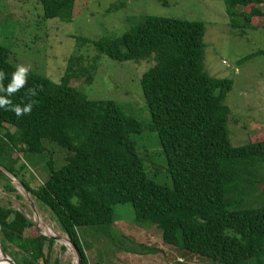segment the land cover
Segmentation results:
<instances>
[{"label":"trees","instance_id":"obj_1","mask_svg":"<svg viewBox=\"0 0 264 264\" xmlns=\"http://www.w3.org/2000/svg\"><path fill=\"white\" fill-rule=\"evenodd\" d=\"M222 1L228 26L242 30L239 34L255 31L264 20L263 0ZM37 2L43 19L69 22L75 15L74 0ZM203 32L199 22L139 16L120 36L89 43L96 53L93 65L99 56L151 63L139 78L146 125L122 114L113 102L90 100L70 86L86 72H74L71 65L57 83L28 73L26 85L8 98L21 107L33 102L30 114L18 117L0 108L3 192L19 199L8 176L24 186L76 249L79 264L89 263L76 230L109 227L112 207L123 204L130 205L135 222L154 225L162 242L183 251H178L182 256L210 264H264V207L239 209L248 189H264V126L258 125L263 128L256 141L230 145L224 101L231 80L204 72ZM7 54L0 47L5 87L16 69ZM256 56L264 52L238 63ZM36 86H41L37 95L27 97V89ZM143 131L157 137L170 187L155 185L144 173L131 139ZM43 140L65 151L64 163L53 170L49 159L48 177L31 188L21 159L43 153ZM53 244L22 212L0 205V249L15 264H61L51 257Z\"/></svg>","mask_w":264,"mask_h":264},{"label":"rangeland","instance_id":"obj_2","mask_svg":"<svg viewBox=\"0 0 264 264\" xmlns=\"http://www.w3.org/2000/svg\"><path fill=\"white\" fill-rule=\"evenodd\" d=\"M259 9L264 13V0ZM73 14L69 22L43 19L37 0H0V47L8 50V62L15 68L30 66L29 72L53 83L59 81L69 65L74 72L86 70L78 79H71L69 85L90 100L113 102L122 114L146 125L149 117L139 78L151 63H119L99 56L93 65L91 58L96 53L89 43L107 35L120 36L139 16L199 22L204 30V72L216 79L231 80V90L224 101L229 110L226 123L229 143L238 147L256 141L254 138L263 128L258 125L264 126V57L238 61L253 52H264V20L255 31L244 30V34H239L242 30L228 26L222 0H74ZM80 56L87 62H78ZM131 139L148 179L155 185L170 187L155 133L143 131ZM42 146L43 153L26 154L21 159L31 188L48 177L49 159L53 170L64 163L63 149L46 140ZM9 178L19 199L4 193L0 184V205L22 212L39 234L49 236L47 229H50L57 239L51 257L61 264H76L66 236L51 221L47 211L16 180ZM257 207H264V189L258 186L246 191L239 209ZM77 231L89 264H210L206 259L182 256L183 251L164 244L154 225L134 221L129 204L112 207L109 227ZM176 258L180 260L175 261Z\"/></svg>","mask_w":264,"mask_h":264},{"label":"clouds","instance_id":"obj_3","mask_svg":"<svg viewBox=\"0 0 264 264\" xmlns=\"http://www.w3.org/2000/svg\"><path fill=\"white\" fill-rule=\"evenodd\" d=\"M29 71L30 66L17 65L15 71L11 74V82L6 87L0 83V93H4V95H0V108L5 109L6 111H12L18 117L24 114H30L33 107V102L26 103L23 105V107H21L19 104H13L12 100L8 97L12 96L26 85ZM4 79L5 73L0 70V82H2ZM40 87L41 86H36V88H28L25 95L27 97L37 95V89Z\"/></svg>","mask_w":264,"mask_h":264},{"label":"water","instance_id":"obj_4","mask_svg":"<svg viewBox=\"0 0 264 264\" xmlns=\"http://www.w3.org/2000/svg\"><path fill=\"white\" fill-rule=\"evenodd\" d=\"M8 179L11 181V179L8 177ZM18 183V182H17ZM18 185L20 186V188L27 193V189L22 186L21 184L18 183ZM34 214V213H33ZM47 238H53L54 241H56L57 239L54 237V236H46ZM66 242L67 244L71 247V249L73 250V253L75 255V259H76V264H79V256L77 254V251L76 249L69 243V241L67 240L66 238ZM0 252L2 254V256L4 257L5 261L8 263V264H15L13 261H11V259L9 257H7V255H5V253L0 249Z\"/></svg>","mask_w":264,"mask_h":264},{"label":"bare ground","instance_id":"obj_5","mask_svg":"<svg viewBox=\"0 0 264 264\" xmlns=\"http://www.w3.org/2000/svg\"><path fill=\"white\" fill-rule=\"evenodd\" d=\"M62 239V238H61ZM0 264H8L0 252Z\"/></svg>","mask_w":264,"mask_h":264},{"label":"built area","instance_id":"obj_6","mask_svg":"<svg viewBox=\"0 0 264 264\" xmlns=\"http://www.w3.org/2000/svg\"><path fill=\"white\" fill-rule=\"evenodd\" d=\"M38 221H40L39 219H38ZM47 232H48V235L49 236H54V234L50 231V229H47ZM42 236H44V237H46V235L45 234H41ZM55 237V236H54Z\"/></svg>","mask_w":264,"mask_h":264},{"label":"crops","instance_id":"obj_7","mask_svg":"<svg viewBox=\"0 0 264 264\" xmlns=\"http://www.w3.org/2000/svg\"><path fill=\"white\" fill-rule=\"evenodd\" d=\"M77 230H78V229H77ZM77 230H76V231H77ZM76 233H77V235H78V231H77ZM81 247H82V246H81ZM82 250H83V253H84V249H83V247H82ZM84 255H85V254H84ZM178 260H180V258H176V259H175V261H178Z\"/></svg>","mask_w":264,"mask_h":264}]
</instances>
